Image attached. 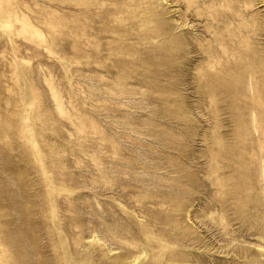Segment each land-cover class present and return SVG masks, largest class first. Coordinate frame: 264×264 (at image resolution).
Segmentation results:
<instances>
[{
	"label": "rangeland",
	"instance_id": "obj_1",
	"mask_svg": "<svg viewBox=\"0 0 264 264\" xmlns=\"http://www.w3.org/2000/svg\"><path fill=\"white\" fill-rule=\"evenodd\" d=\"M263 51L264 0H0V264H264Z\"/></svg>",
	"mask_w": 264,
	"mask_h": 264
},
{
	"label": "bare ground",
	"instance_id": "obj_2",
	"mask_svg": "<svg viewBox=\"0 0 264 264\" xmlns=\"http://www.w3.org/2000/svg\"><path fill=\"white\" fill-rule=\"evenodd\" d=\"M180 3V2H179ZM218 4V3H217ZM235 4V3H234ZM262 4V3H261ZM196 5H198V4H196ZM199 6V5H198ZM232 6H233V4H232ZM196 7V6H195ZM247 9V8H246ZM257 9V8H256ZM255 9V10H256ZM219 10V9H218ZM254 10V11H255ZM202 11V10H201ZM213 11V10H212ZM249 11V10H248ZM248 11H247V13H248ZM259 11V10H258ZM257 11V12H258ZM218 12H220V11H218ZM257 12H256V14H257ZM260 12V11H259ZM227 13H229V12H227ZM263 14V13H262ZM218 15V14H217ZM220 15V14H219ZM252 15H254V14H252ZM222 16V15H221ZM255 16H257V15H255ZM225 17V16H224ZM201 18V17H200ZM256 18V17H255ZM259 18V17H258ZM234 19H236V18H234ZM236 21V20H235ZM261 21V20H260ZM223 23V22H222ZM256 23V22H255ZM263 25V24H262ZM235 28V27H234ZM227 31V30H226ZM254 31H256V29L254 30ZM258 31V30H257ZM227 33V32H226ZM234 33V32H233ZM218 34H220L219 32H218ZM256 34V33H255ZM258 34V33H257ZM226 36V35H225ZM239 36V35H238ZM228 37V36H227ZM243 40V39H242ZM245 40V39H244ZM253 41V40H252ZM249 42V41H248ZM251 43V42H250ZM261 44V43H260ZM251 45V44H250ZM259 45V44H258ZM254 46V45H253ZM235 49H237V48H235ZM251 49V48H250ZM255 49V48H254ZM246 50V49H245ZM256 50H257V48H256ZM199 51V50H198ZM247 51V50H246ZM252 51V50H251ZM200 52V51H199ZM218 52V51H217ZM224 52H226V51H224ZM254 52V51H253ZM264 52V51H263ZM247 53V52H246ZM255 53H257V52H255ZM249 54V53H248ZM252 54V53H251ZM259 55V54H258ZM240 56V55H239ZM249 56V55H248ZM247 56V57H248ZM262 56V55H261ZM242 58V57H241ZM243 59V58H242ZM246 59V58H245ZM260 59V58H259ZM261 60V59H260ZM228 61V60H227ZM229 62V61H228ZM242 62V61H241ZM238 63H240L239 62V60H238ZM261 63L263 64V62L261 61ZM253 65V64H252ZM228 66V65H227ZM240 66V65H239ZM245 66H246V64H245ZM244 66V67H245ZM259 66V65H258ZM236 67H237V65H236ZM235 67V68H236ZM241 67V66H240ZM239 67V68H240ZM243 67V66H242ZM246 68H247V66H246ZM259 69H261V68H264V65L263 66H259L258 67ZM258 68L256 69V68H254V67H252V68H250V70H249V75H247V77L249 76V89H248V92H249V94H250V98H251V101H252V104H253V108H252V111L254 110V113H252L253 114V119L255 120V122H256V125L258 124H260L259 122H261V119L263 120V117H264V98H263V102L260 100V98H259V96H260V93H261V88H263V86H262V84L260 83L261 81L260 80H258L257 78V76L259 75H257L256 73H257V71H258ZM247 70V69H246ZM235 71V70H234ZM239 71V70H238ZM264 71V70H263ZM243 74V73H242ZM238 75H240V74H238ZM237 78L239 77V76H236ZM260 77V76H259ZM262 78V77H261ZM260 78V79H261ZM237 83H238V80H237ZM263 83V82H262ZM262 91H263V89H262ZM264 92V91H263ZM249 96V95H248ZM262 98V97H261ZM246 101V100H245ZM244 101V102H245ZM248 101V100H247ZM246 105V104H245ZM248 105V104H247ZM249 106V105H248ZM251 109V108H250ZM264 124V123H263ZM261 127V126H260ZM262 128V127H261ZM262 130V129H261ZM264 155V154H263ZM261 158V157H260ZM261 159H263V158H261Z\"/></svg>",
	"mask_w": 264,
	"mask_h": 264
}]
</instances>
